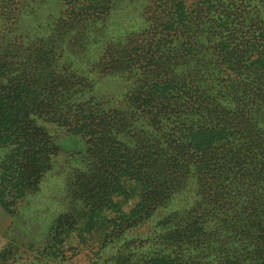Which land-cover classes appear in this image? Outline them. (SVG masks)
<instances>
[{
  "label": "trees",
  "instance_id": "1",
  "mask_svg": "<svg viewBox=\"0 0 264 264\" xmlns=\"http://www.w3.org/2000/svg\"><path fill=\"white\" fill-rule=\"evenodd\" d=\"M120 1L0 0V205L50 167L38 115L100 141L78 231L106 236L108 264H264V0H160L148 38L103 45Z\"/></svg>",
  "mask_w": 264,
  "mask_h": 264
},
{
  "label": "rangeland",
  "instance_id": "2",
  "mask_svg": "<svg viewBox=\"0 0 264 264\" xmlns=\"http://www.w3.org/2000/svg\"><path fill=\"white\" fill-rule=\"evenodd\" d=\"M159 1L121 0L103 29L106 33L101 43L106 45L107 42L118 41L127 33L148 38L149 32L159 26L165 15L160 8L154 9ZM107 36H110L108 40ZM91 60L94 61V57ZM77 61L76 66L89 69L93 62L89 60L84 64ZM91 74L96 78V86L110 95L111 86L116 85H110V82L114 80ZM33 116L36 124L45 129L57 148L52 153L50 167L38 180L37 189L29 190L27 196L17 204L7 208L0 205V264H108L114 247L108 246L107 251L99 252V246L106 236L94 229L90 233L78 231V226L85 225L83 215L94 204L91 200L96 196L104 197L101 172L95 171L96 175L90 177L87 168L90 152L100 141L89 142L88 136L70 132L66 127L38 115ZM87 122L88 130L99 126L96 120ZM101 169L105 172L103 167ZM179 200L185 199L179 196ZM133 204L134 200L130 201L129 207ZM123 209L128 210V207L125 205ZM116 216L114 214L111 218ZM110 229L109 224L106 231ZM145 230L142 228L137 234ZM67 232L73 240L62 246L59 242ZM123 242L119 243L123 245Z\"/></svg>",
  "mask_w": 264,
  "mask_h": 264
}]
</instances>
